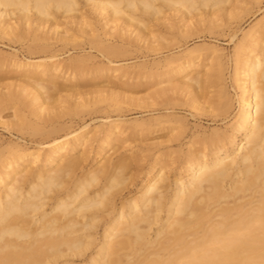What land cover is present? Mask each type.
Returning a JSON list of instances; mask_svg holds the SVG:
<instances>
[{"label":"bare ground","instance_id":"bare-ground-1","mask_svg":"<svg viewBox=\"0 0 264 264\" xmlns=\"http://www.w3.org/2000/svg\"><path fill=\"white\" fill-rule=\"evenodd\" d=\"M229 2L0 0V31L27 37L35 42L31 49H43L39 41L52 35L84 32L100 43L102 34L118 39L124 36L122 30L134 27L137 39L147 40L150 34L155 45L150 40L147 47L161 51L170 44L160 42L163 37L151 29L157 14L169 9L190 18L181 29L189 37L201 24L192 20L194 15L202 16L207 7L214 14ZM85 6L106 22L98 27ZM215 22L210 20L208 28ZM236 48L246 58L233 73L239 89L233 122L211 130L196 126L191 135L187 120L170 111L137 122L142 128L170 131L155 143L140 193L127 201L118 199L133 177L129 165L106 154L120 140L124 121L110 120L100 130L97 155L104 161L83 173L94 137L87 131L90 123L74 126L67 116L84 111L87 103L63 105L64 100L50 95L62 89V72L70 70L68 78L75 80L84 75L83 68L65 67L56 59L45 63L13 58L27 74L22 88L33 96L16 94L11 107L13 98L0 101V115L15 109L16 120L8 124L20 133L17 140L0 142V264H264V24L245 31ZM102 49L121 54L130 47L109 43ZM176 57L172 63L178 62L158 71L157 77L182 74L179 87L192 92L190 103L198 113L206 111L215 123L228 118L232 102L227 89L218 87L210 96L205 91L221 73L204 77L208 73H202L200 62ZM99 66V71L115 67ZM169 90L155 93L156 110L176 108ZM144 168L137 164L138 172ZM175 168L173 180L169 173Z\"/></svg>","mask_w":264,"mask_h":264},{"label":"rangeland","instance_id":"rangeland-1","mask_svg":"<svg viewBox=\"0 0 264 264\" xmlns=\"http://www.w3.org/2000/svg\"><path fill=\"white\" fill-rule=\"evenodd\" d=\"M223 5L224 8L216 10L214 14L213 8L207 7L202 16L200 14L193 16L192 20L201 21L200 28L193 31V33L202 35L201 38L196 34L186 37L181 33V29L185 28L184 21H190V18L184 19L180 13L169 9L157 14L156 17L159 19L154 17L151 29L159 32L163 37L160 42L170 44L169 47H164L161 51L147 47L151 43L150 40H152L151 45H155L152 35L149 34L147 40L137 39L134 27L122 30L124 36L118 37V39L113 35L102 34L103 41L100 43L93 41L91 36L84 32L66 35L65 38L52 35L49 39L39 41L45 46L43 49H31L30 46L35 48V42L27 37L15 38L0 31V101L7 97L13 98L11 104L8 105L11 107L12 103L16 102L15 97L17 96L13 97L14 95L18 94L19 97L22 96L26 99H31L33 96L32 92L22 88L28 79L27 74L23 69L17 67L14 61H11L13 58L44 61L45 63L56 59L61 61L65 67L69 65L73 68L78 66L83 68L84 75L79 74L78 79L75 80L68 78L70 70L66 73L62 72L65 77L60 80L62 89L51 92L50 95L56 100L59 98L64 100L65 104L62 101L63 105L67 104L66 101H85L87 103L84 111L72 115L73 117L67 116L69 120L72 119V122L68 123H72L74 126H80L83 122L90 123L87 131L94 137L88 147L91 151L88 152L89 157L84 161L83 173L104 161L103 155H97L102 140L100 130L106 129L110 120L120 118L124 121V132L120 140L116 144L108 146L106 154L108 157L111 156L113 162L121 161V163L129 165L127 171L132 172L133 177L119 195L118 201L132 199L140 193L145 171L153 161L155 143L164 141L166 139L164 135L169 134L170 131V129H165L157 132L154 130L155 126L142 128L137 125V122L155 117L160 112L170 111L187 120L188 125L192 127L191 135L196 126L208 130L213 127L229 126L235 119V114L238 113L239 89L236 86L233 73L236 65L243 63L246 55L239 52L236 46L245 31L251 28L256 29L264 24V0H232V2ZM83 9L87 11L89 18L98 27L106 22V19L101 20L102 15L96 13L90 6H85ZM210 20L216 22L215 26L209 29ZM171 23H174L175 27H170ZM101 31L105 30L101 29ZM109 43L124 44L129 46L130 50L121 54L102 51V46ZM160 46L162 45L160 44ZM194 48L197 49L193 50ZM172 56L175 58L178 56L181 60L192 57L200 62L202 73H208L204 77L214 79L215 74L221 73L220 79L217 83L215 82L218 85L212 83L213 85L211 84L205 91L210 96L216 94L215 92L219 88L227 89L232 102L231 114L228 118L215 123L205 114L206 111H203L202 114L198 113L190 103L193 97L192 92L179 87L184 78L182 74L157 77L158 71L172 68L178 62L176 60L172 63ZM169 63L173 65L169 66ZM108 64H113L115 67L102 71L97 68L99 65L102 67V65ZM161 80L164 81L163 84H159ZM168 87L169 94L175 98L177 106L175 109L158 111L156 110L158 106L156 94L162 88ZM201 94L203 97L204 93ZM111 100L117 105L113 104ZM63 107L66 109L65 106ZM60 109H63L62 106ZM14 111L15 109L9 108L0 115V142L20 138V133L8 124V122L16 120ZM67 117L66 119H68ZM188 138L185 140L187 141ZM22 141L31 144L28 140ZM138 163L145 166L141 172L137 171ZM176 170L175 168V171L169 173L173 180L176 177Z\"/></svg>","mask_w":264,"mask_h":264}]
</instances>
